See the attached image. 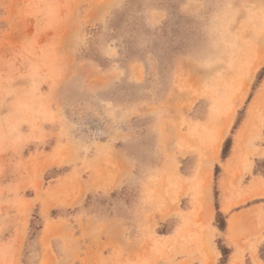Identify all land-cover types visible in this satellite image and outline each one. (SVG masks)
<instances>
[{"label":"rangeland","instance_id":"rangeland-1","mask_svg":"<svg viewBox=\"0 0 264 264\" xmlns=\"http://www.w3.org/2000/svg\"><path fill=\"white\" fill-rule=\"evenodd\" d=\"M0 264H264V0H0Z\"/></svg>","mask_w":264,"mask_h":264},{"label":"trees","instance_id":"trees-1","mask_svg":"<svg viewBox=\"0 0 264 264\" xmlns=\"http://www.w3.org/2000/svg\"><path fill=\"white\" fill-rule=\"evenodd\" d=\"M229 146H230V141H227L226 149L225 150H227L229 148Z\"/></svg>","mask_w":264,"mask_h":264}]
</instances>
